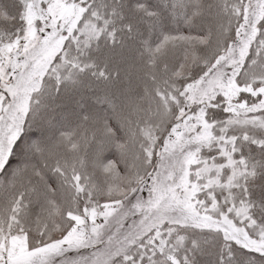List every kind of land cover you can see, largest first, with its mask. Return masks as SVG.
<instances>
[{"label":"snow or ice","instance_id":"snow-or-ice-1","mask_svg":"<svg viewBox=\"0 0 264 264\" xmlns=\"http://www.w3.org/2000/svg\"><path fill=\"white\" fill-rule=\"evenodd\" d=\"M0 264H264V0H0Z\"/></svg>","mask_w":264,"mask_h":264}]
</instances>
